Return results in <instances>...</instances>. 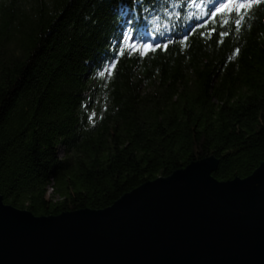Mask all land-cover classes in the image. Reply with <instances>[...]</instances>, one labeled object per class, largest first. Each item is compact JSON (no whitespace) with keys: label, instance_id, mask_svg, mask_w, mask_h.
Returning <instances> with one entry per match:
<instances>
[{"label":"trees","instance_id":"obj_1","mask_svg":"<svg viewBox=\"0 0 264 264\" xmlns=\"http://www.w3.org/2000/svg\"><path fill=\"white\" fill-rule=\"evenodd\" d=\"M220 2L0 0L5 204L104 210L210 157L219 181L250 176L264 162V4L236 30L235 12L210 17Z\"/></svg>","mask_w":264,"mask_h":264},{"label":"water","instance_id":"obj_2","mask_svg":"<svg viewBox=\"0 0 264 264\" xmlns=\"http://www.w3.org/2000/svg\"><path fill=\"white\" fill-rule=\"evenodd\" d=\"M214 157L104 210L37 217L0 194V264H264V162L219 181Z\"/></svg>","mask_w":264,"mask_h":264},{"label":"snow or ice","instance_id":"obj_3","mask_svg":"<svg viewBox=\"0 0 264 264\" xmlns=\"http://www.w3.org/2000/svg\"><path fill=\"white\" fill-rule=\"evenodd\" d=\"M261 4H264V0H222L216 8L210 10L209 15L214 20L218 14H226V16L222 15L220 23L222 25H227L229 23L227 17H232V13L235 12V16L232 17V23L236 30H240L241 26L245 23L246 16L248 19H251L249 15L250 10L253 9L254 6H259ZM212 31H215V29L213 28ZM221 35H227V33H221ZM186 39L187 37H185V40ZM163 47L166 49L167 44H164ZM239 52L240 50L236 49L235 55H239ZM114 66L115 65L112 64L109 71Z\"/></svg>","mask_w":264,"mask_h":264}]
</instances>
